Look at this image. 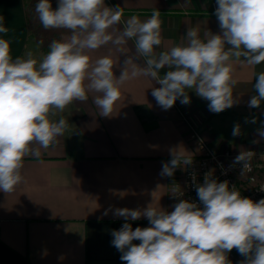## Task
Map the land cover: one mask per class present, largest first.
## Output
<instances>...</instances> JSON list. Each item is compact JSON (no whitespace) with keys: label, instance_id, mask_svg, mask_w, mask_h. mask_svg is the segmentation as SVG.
I'll list each match as a JSON object with an SVG mask.
<instances>
[{"label":"clouds","instance_id":"9594fccd","mask_svg":"<svg viewBox=\"0 0 264 264\" xmlns=\"http://www.w3.org/2000/svg\"><path fill=\"white\" fill-rule=\"evenodd\" d=\"M216 3L220 34L206 31L201 38L198 29L188 28L186 42L157 52L162 44L159 10L143 21L132 15L114 34L110 29L120 25L124 14L119 5L109 7L105 0H57L53 8L51 0H38L34 11L43 28L67 30L70 36L53 40L39 62L31 51L26 58L13 59L10 41L0 38V191L13 192L23 181L25 158L40 159V149H49L68 129L70 124L63 115L58 120L51 117L73 103L87 102L89 93L97 94L93 103L105 117L111 116L120 99L121 85L139 76L150 77L159 85L152 88V96L163 110L172 108L178 99L189 104V91L207 100L209 111L215 114L239 104L231 61L249 66L264 63V0ZM4 20L0 15V34L9 32ZM129 41L134 42L135 55L125 59L119 77L113 70L117 62L111 57L93 63L88 55L109 44L120 48ZM138 58L142 65L134 62ZM162 69H167L163 75ZM253 89L256 94L248 107L260 108L264 71L256 75ZM257 131L264 138V127ZM240 134L236 124L232 135ZM255 155L248 150L235 157L234 164L242 165V176L251 171ZM171 156L162 164L161 177H172L178 167L193 163L192 155L179 150H171ZM195 187L202 208L180 199L171 212L153 207V203L142 210H105L104 215L111 210L125 221L141 217L149 221L148 227L133 230L125 222L112 231L111 244L124 264H231L228 253L233 249L245 257L241 264H264V198L256 202L244 197L235 185L230 187L227 180L217 182L210 173ZM172 193L182 196L179 187H173Z\"/></svg>","mask_w":264,"mask_h":264},{"label":"crops","instance_id":"0c3cea01","mask_svg":"<svg viewBox=\"0 0 264 264\" xmlns=\"http://www.w3.org/2000/svg\"><path fill=\"white\" fill-rule=\"evenodd\" d=\"M37 2L0 0V15L9 28L0 38L10 41L13 59L25 58L31 37L38 30L53 36L52 41L70 36L67 30H45L38 24L34 11ZM51 3L57 7V0ZM105 3L124 9L120 25L110 29L114 34L132 15L143 21L159 10L162 44L157 52L186 42L188 28L198 29L201 38L206 31L221 33L214 14L216 0ZM48 51L39 55L40 60ZM88 55L93 63L101 57H111L117 62L113 70L119 77L125 59L135 55L134 42L120 48L109 44ZM134 62L143 64L142 58ZM231 63L233 78L237 80L234 96L240 97L239 104L215 114L209 111V102L194 91L188 92L189 104H181L180 99L175 103L197 122L204 138L219 151L239 154L251 148L263 149L264 138L257 130L264 127V102L260 108H249L248 101L256 94L253 85L256 75L264 71V63ZM166 71L162 69L161 75ZM153 87L159 85L150 77L129 79L121 85L120 99L108 117L100 115L93 103L96 93H89L87 102L73 103L51 117L58 120L63 115L70 124L68 129L49 149H40V159L25 158L23 181L13 192L0 191V264H124L121 253L111 244L112 231L119 230L125 222L133 230L148 227L149 221L145 217L125 221L111 210L104 215L105 210H142L151 203L167 212L174 210L171 185L182 176L183 168L178 167L172 177H161L162 164L171 160V150L194 157L197 146L176 105L163 110L152 96ZM253 118L255 123L251 122ZM236 124L240 125L241 134L234 137Z\"/></svg>","mask_w":264,"mask_h":264},{"label":"built area","instance_id":"2783aa9c","mask_svg":"<svg viewBox=\"0 0 264 264\" xmlns=\"http://www.w3.org/2000/svg\"><path fill=\"white\" fill-rule=\"evenodd\" d=\"M175 105L182 120L189 127L192 139L196 142L197 154L193 157L191 165L182 166V176L173 181L171 185L173 203L175 204L180 199H184L195 202L202 208L203 205L199 201L195 186L196 184H203L205 175L209 173L217 182L227 180L230 187L235 185L244 197L256 202L264 198V191L260 190L264 187V148L248 149L255 152L256 155L250 162L251 171L242 176V165L234 164L235 157L238 154L231 153L229 150L219 151L216 149L204 138L197 122L189 117L177 103ZM173 187H179L182 196H173ZM228 259L231 264H241L245 257L241 256L236 249H233L228 253Z\"/></svg>","mask_w":264,"mask_h":264},{"label":"rangeland","instance_id":"374dc122","mask_svg":"<svg viewBox=\"0 0 264 264\" xmlns=\"http://www.w3.org/2000/svg\"><path fill=\"white\" fill-rule=\"evenodd\" d=\"M39 23L40 22L38 21V24ZM52 39L53 36L49 35L43 30H38L37 35L31 37L27 52L31 51L33 53V58L40 60L39 55L49 50V45L52 42Z\"/></svg>","mask_w":264,"mask_h":264}]
</instances>
